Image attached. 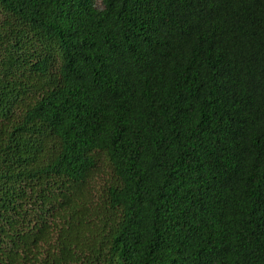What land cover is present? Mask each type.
Listing matches in <instances>:
<instances>
[{"label":"trees","instance_id":"trees-1","mask_svg":"<svg viewBox=\"0 0 264 264\" xmlns=\"http://www.w3.org/2000/svg\"><path fill=\"white\" fill-rule=\"evenodd\" d=\"M0 264H264V0H0Z\"/></svg>","mask_w":264,"mask_h":264},{"label":"rangeland","instance_id":"rangeland-1","mask_svg":"<svg viewBox=\"0 0 264 264\" xmlns=\"http://www.w3.org/2000/svg\"><path fill=\"white\" fill-rule=\"evenodd\" d=\"M96 2L99 4L100 0H96ZM98 173H99V180L101 181V184L99 187H101L105 181L107 179H109V171L108 169L104 166L103 163L100 164L99 169H98Z\"/></svg>","mask_w":264,"mask_h":264}]
</instances>
